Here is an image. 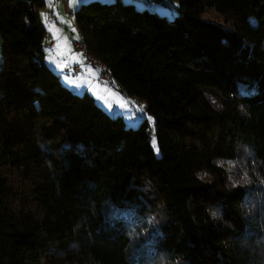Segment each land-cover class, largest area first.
I'll return each instance as SVG.
<instances>
[{"label":"trees","instance_id":"trees-1","mask_svg":"<svg viewBox=\"0 0 264 264\" xmlns=\"http://www.w3.org/2000/svg\"><path fill=\"white\" fill-rule=\"evenodd\" d=\"M44 5L0 0V264H264V0L73 12L138 127L47 68Z\"/></svg>","mask_w":264,"mask_h":264},{"label":"rangeland","instance_id":"rangeland-1","mask_svg":"<svg viewBox=\"0 0 264 264\" xmlns=\"http://www.w3.org/2000/svg\"><path fill=\"white\" fill-rule=\"evenodd\" d=\"M91 1H99L101 3H110L114 0H91ZM122 3H131V2H125V0H121ZM149 3L154 7V9H160L157 13L163 15L162 13L165 12V17L168 20L174 19L175 16H178V0H148ZM137 9V8H136ZM40 16L41 19L44 22H47L48 29L53 33L49 34L50 37H53L54 40H56V32L57 31V22L55 19H50L49 13L50 12H44L43 10H40ZM163 11V12H162ZM72 12V11H70ZM208 16L212 20H217L221 22V18L215 14L213 11H210L207 13ZM71 17H74V14L71 15ZM70 19V18H69ZM67 20V24L70 22V20ZM72 20H75L72 19ZM72 23L70 22V25ZM74 35H76L78 39L79 36H77L75 30ZM73 43V42H72ZM72 43H68L65 41L61 48L64 50L63 54L66 55V57H61L60 59H56L55 61H52L54 59V55L51 56V51L49 50V46L46 43L44 45V53H45V63L49 70L57 73L60 77V82L64 86L68 87L69 89L73 90L74 92L81 94L85 91V89L88 87L90 82L92 81L95 73L98 72L99 67L95 66L93 63L88 61L87 57L85 56V53L83 51L74 50L72 47ZM60 44V43H59ZM2 53H3V42L0 37V69L2 66ZM81 60H80V59ZM84 61L85 66H82L81 69H75V66L77 64H82ZM77 63L76 65H74ZM88 64V65H87ZM105 83L110 85L112 83L108 81H104ZM100 83V82H99ZM99 88L101 85L96 84ZM110 86H113L111 88V91L114 92L115 97L114 99L119 104V106H122V110H119L125 121L127 126L129 127H138L142 120L147 119L151 125H153V117L150 115L146 109V101L144 99H140L138 97H130L123 92H121L118 88L114 86V83ZM96 95V94H95ZM97 103L106 109L109 115L116 117L117 113L114 112L113 108H110V104L107 100L100 99L99 96H95ZM113 107L118 108V105H114ZM105 110V111H106ZM153 140H155V144H153ZM152 146L154 148L155 153L159 154V149L157 145L156 138H152Z\"/></svg>","mask_w":264,"mask_h":264},{"label":"crops","instance_id":"crops-1","mask_svg":"<svg viewBox=\"0 0 264 264\" xmlns=\"http://www.w3.org/2000/svg\"><path fill=\"white\" fill-rule=\"evenodd\" d=\"M88 1L91 0H45V5L40 10H43L44 12H50L49 13L50 19H55V21L57 22V31L59 32V33L56 32V40H54L53 37L49 36V34H53V33L48 29L47 22H44L41 19L40 16L41 11H39V17L43 25L45 26V29L47 30V38L45 40V44L46 43L48 44L49 50L52 53L51 56L54 55V59H52V61H55L56 59H60L61 57L62 58L66 57V55L63 54L64 50L61 48V46L65 41H67L70 44L76 40L75 38L77 37L76 35H74L75 34L74 30L78 36V29L76 27L75 20H72L74 19V17H71L70 11H72L73 13L82 3ZM125 2H131L141 8L153 9L155 11L160 10L158 8L154 9V7L151 5V3L148 2V0H125ZM68 19L72 23L71 25L70 22L67 24ZM72 47H73V43H72ZM76 64L77 63H75L74 65ZM77 66H79V69L82 70V66H85L84 61L82 62V64L79 65L77 64ZM103 83L105 82L101 80L100 70H98V72L95 73L92 81L85 89V91L91 93L94 98H96L95 96L97 95L100 97V99L106 100V96H107V100L110 104L109 105L110 108H113L114 112L117 113L118 111L119 113L120 112L119 110H122L121 108L122 106H119V104L114 99L116 94H114V92L111 91V88L113 86L110 85L112 84L107 85ZM96 84L101 85L100 88ZM115 104L118 105V108L113 107Z\"/></svg>","mask_w":264,"mask_h":264},{"label":"built area","instance_id":"built-area-1","mask_svg":"<svg viewBox=\"0 0 264 264\" xmlns=\"http://www.w3.org/2000/svg\"><path fill=\"white\" fill-rule=\"evenodd\" d=\"M70 14L72 15L73 13L71 12ZM73 48L75 50L83 51L85 53L88 61H90L95 66L100 68L101 78L103 80H110L111 79V74H110L109 70L107 69V67L105 66V64L102 61H100L94 57H91L86 53L85 43H84L83 38L80 34H79V38L73 42ZM75 69H79L78 66H75Z\"/></svg>","mask_w":264,"mask_h":264},{"label":"snow or ice","instance_id":"snow-or-ice-1","mask_svg":"<svg viewBox=\"0 0 264 264\" xmlns=\"http://www.w3.org/2000/svg\"><path fill=\"white\" fill-rule=\"evenodd\" d=\"M153 144H155V140H153Z\"/></svg>","mask_w":264,"mask_h":264}]
</instances>
